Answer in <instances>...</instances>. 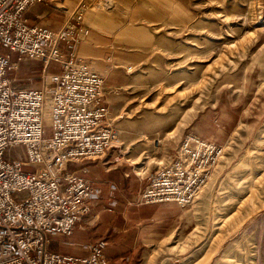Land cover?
<instances>
[{
    "label": "rangeland",
    "instance_id": "374dc122",
    "mask_svg": "<svg viewBox=\"0 0 264 264\" xmlns=\"http://www.w3.org/2000/svg\"><path fill=\"white\" fill-rule=\"evenodd\" d=\"M117 1L115 30L89 31L103 46L93 47L103 66L94 69L117 139L90 162L128 176L127 184L113 179L117 192L131 194L185 132L221 145L222 156L214 180L184 207L127 200L125 217L163 220H149L145 243L113 264H141L152 249L143 264H264V0ZM41 68L22 60L9 74L32 87ZM87 218L78 223L89 226Z\"/></svg>",
    "mask_w": 264,
    "mask_h": 264
},
{
    "label": "built area",
    "instance_id": "2783aa9c",
    "mask_svg": "<svg viewBox=\"0 0 264 264\" xmlns=\"http://www.w3.org/2000/svg\"><path fill=\"white\" fill-rule=\"evenodd\" d=\"M34 4L65 17L57 29L31 22ZM112 0H0V264H110L103 239L51 248V235L68 236L90 213L99 190L70 166L115 147L101 73L78 53L90 31L84 13L108 9ZM17 59L11 61V55ZM22 60L41 63L37 86H20L10 70ZM222 147L183 133L171 159L147 176L138 205L184 207L210 180ZM31 167V170H24Z\"/></svg>",
    "mask_w": 264,
    "mask_h": 264
},
{
    "label": "crops",
    "instance_id": "0c3cea01",
    "mask_svg": "<svg viewBox=\"0 0 264 264\" xmlns=\"http://www.w3.org/2000/svg\"><path fill=\"white\" fill-rule=\"evenodd\" d=\"M75 1L76 0H67L69 7L73 6ZM119 1L120 3L122 2V0ZM118 5L119 3L117 0L116 2L112 0V7L110 9L92 8L84 17V26H91L93 31L99 33H112L119 24L117 12L119 11ZM28 12L33 16L31 22H39L52 29H57L65 17L61 12L56 10L52 11L42 4H34ZM52 13L53 15L51 17H47V15L50 16ZM57 13H61L62 15H58ZM119 32L121 31H117L115 34V39ZM93 47L103 46L98 38H94L91 34H88L87 36H83V41L79 45L78 52L80 55H88L91 57V65H93V68H100L102 64L97 60L99 57L98 54L94 52ZM74 165H76L77 168L71 170H76L78 172L82 165L87 166V172L84 173V177L89 179L93 186L99 190V197L97 199V201L100 199L99 204L97 207L93 206L90 213L87 215V219H91L89 221V226H82L76 223L71 235H54V239L56 238L58 241L52 242L51 248L72 254H81L78 250L79 246L103 239L107 242L106 253L110 260V264L114 262L112 260L113 257H115L114 259L121 260L126 256L128 258V256L135 253L139 243L143 244L147 240L148 235L145 234L143 230L148 229V227H146L147 225H151L149 220L161 222L163 219L159 217L155 219V216L152 218H139L130 216V213L127 214V217L124 216L126 212H130L129 209L131 208L126 204L127 200L129 201L131 198L137 197L143 188L131 194L126 191L124 193L118 191V193L116 190L117 183L113 179V177H116V174L119 175L120 179L124 181L125 184H127L129 180L131 182V179L128 178V176L123 177L120 171L107 172L102 164L90 161H83L75 163ZM120 214H122V216ZM114 215L117 216L115 217L116 219L113 220L112 216ZM167 220L168 219H164V221ZM158 225L161 224L158 223ZM53 244L54 248L52 247ZM153 250L154 249L151 251L146 250L144 252L141 264L146 261L147 257L152 256L151 252Z\"/></svg>",
    "mask_w": 264,
    "mask_h": 264
},
{
    "label": "bare ground",
    "instance_id": "6f19581e",
    "mask_svg": "<svg viewBox=\"0 0 264 264\" xmlns=\"http://www.w3.org/2000/svg\"><path fill=\"white\" fill-rule=\"evenodd\" d=\"M111 7H112V5H111ZM111 7H110V8H111ZM110 8H108V9H110ZM89 10H91V9H89ZM89 10H87V11L84 13V15H83V18H82L83 24H84V17H85V15L87 14V12H88ZM168 135L173 136V135H174V132L171 133V134L169 133ZM216 174H217V170H216V168H215V170H214L212 176L210 177V180H209L210 182L214 180ZM208 184H209V183H208Z\"/></svg>",
    "mask_w": 264,
    "mask_h": 264
}]
</instances>
